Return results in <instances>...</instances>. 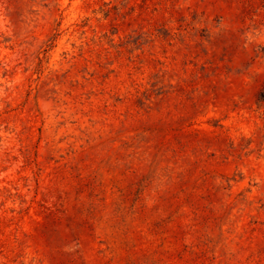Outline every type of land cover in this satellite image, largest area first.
<instances>
[{"label": "rangeland", "instance_id": "374dc122", "mask_svg": "<svg viewBox=\"0 0 264 264\" xmlns=\"http://www.w3.org/2000/svg\"><path fill=\"white\" fill-rule=\"evenodd\" d=\"M0 264H264V0H0Z\"/></svg>", "mask_w": 264, "mask_h": 264}]
</instances>
